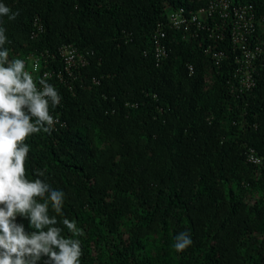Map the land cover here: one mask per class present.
Masks as SVG:
<instances>
[{
    "label": "trees",
    "instance_id": "trees-1",
    "mask_svg": "<svg viewBox=\"0 0 264 264\" xmlns=\"http://www.w3.org/2000/svg\"><path fill=\"white\" fill-rule=\"evenodd\" d=\"M205 2L5 0L19 12L4 22L12 55L46 52L59 69L57 50L70 44L87 61L50 80L58 122L28 138L25 162L29 178L43 169L64 191V214L82 229L81 264H264V61L255 87L237 96L228 43L217 66L205 41L169 30L167 57L154 56L167 10ZM239 3L264 15V0ZM253 40L264 48L263 28ZM183 230L193 243L177 254L172 238Z\"/></svg>",
    "mask_w": 264,
    "mask_h": 264
},
{
    "label": "clouds",
    "instance_id": "clouds-1",
    "mask_svg": "<svg viewBox=\"0 0 264 264\" xmlns=\"http://www.w3.org/2000/svg\"><path fill=\"white\" fill-rule=\"evenodd\" d=\"M19 15L0 0V264H81L82 229L64 214L65 193L53 188L43 169L26 175L28 138L50 134L56 122L51 109L61 102L58 89L44 73L34 78L40 62L12 55L6 45L5 19ZM171 248L181 253L193 243L187 230L173 236Z\"/></svg>",
    "mask_w": 264,
    "mask_h": 264
},
{
    "label": "built area",
    "instance_id": "built-area-1",
    "mask_svg": "<svg viewBox=\"0 0 264 264\" xmlns=\"http://www.w3.org/2000/svg\"><path fill=\"white\" fill-rule=\"evenodd\" d=\"M35 28L36 32L33 35L37 36L42 31V25L38 20L35 21ZM258 28L264 29V15L258 17L253 4H233V0H206L203 7L194 11L184 7L169 8L167 20L158 23L152 35L154 56L156 62L167 57L169 30L179 33L183 39L205 41L204 53L210 56L217 66L227 58L224 44L228 43L234 65V72L228 84L231 92L238 96L255 87L257 67L264 61V48L253 40ZM57 55L61 68H48V53L41 52L38 56L29 57L28 70L31 71L32 60L38 59L40 65L34 73L35 79L48 73L45 78L49 83L53 79L62 82L66 77L73 75L74 69L87 64L85 57L70 44L60 46ZM51 61H56L54 56ZM188 69L190 72L193 71L191 66ZM93 83L97 84L98 81L94 79ZM55 121L52 127L58 122L56 119ZM248 161L259 162L252 149L249 150Z\"/></svg>",
    "mask_w": 264,
    "mask_h": 264
},
{
    "label": "rangeland",
    "instance_id": "rangeland-1",
    "mask_svg": "<svg viewBox=\"0 0 264 264\" xmlns=\"http://www.w3.org/2000/svg\"><path fill=\"white\" fill-rule=\"evenodd\" d=\"M30 67V65H28V68Z\"/></svg>",
    "mask_w": 264,
    "mask_h": 264
}]
</instances>
